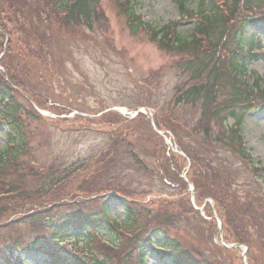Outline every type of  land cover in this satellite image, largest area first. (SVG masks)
I'll return each mask as SVG.
<instances>
[{"label": "trees", "instance_id": "trees-1", "mask_svg": "<svg viewBox=\"0 0 264 264\" xmlns=\"http://www.w3.org/2000/svg\"><path fill=\"white\" fill-rule=\"evenodd\" d=\"M113 2L132 32L144 27L150 41L174 56V74L185 75L181 87L174 86L176 93L169 109L179 104L191 106L193 111L200 109V117L193 126L188 119L184 127L168 119L166 127L179 150L190 160L186 176L194 185L196 202L212 198L222 220L224 239L246 244L250 264H258V246L264 258V190L255 178L262 175L264 168L255 166L251 160L240 130L225 126L223 119L231 116L239 126L248 111H264V90L260 89L259 80L250 84L242 76L245 66L256 56L255 36H245L243 29L256 23L264 28V17L250 22L241 16L242 7L260 9L264 0H227L226 11L215 7L211 0H199L196 25L187 35L180 32L178 22L156 27L145 25L135 17L131 4ZM178 6L186 16H191L184 0H178ZM100 8V0H0V53H3L0 64L4 68L0 71V124L9 125V147L0 151V262L23 264L19 257H14L15 251L36 249L48 264H143V245L149 241L146 234L160 229L161 257L170 258L172 264H207L197 248L170 230L177 220L188 221L186 213L197 214L189 204L187 184L180 176L186 163L180 155L165 157L164 153L160 155L162 146L157 150L158 164L149 173L160 183L176 189L177 196L174 200L157 198L147 203L137 202L122 188L108 189L113 193H108V197L103 191L105 195L94 191V178L76 181L73 173L79 168L61 170L55 162L47 167L42 163L30 164L37 161L31 157L33 153L42 144L47 145L44 140L42 144L32 142L42 132L28 129L26 124L27 116L32 121H41L42 117L29 101L34 102L33 91L38 88L31 81L38 79L35 61L43 64V73L50 75L60 64L52 43L56 41L61 51L68 33L75 31L72 27L87 23L86 27L92 29L95 21L103 24ZM199 34L205 38H199ZM223 50L231 54L228 68L221 58ZM56 61L58 65L54 64ZM43 89L47 95L48 88ZM103 117H108V126L112 117L124 123L131 121L114 112L104 113ZM103 117L99 120L107 123ZM155 122L158 128L162 127L156 116ZM109 134L114 138L106 153L108 157L95 171L96 176L114 170L116 157L124 149L135 154L133 138L126 137L123 141L125 137L117 130ZM151 134L158 135L153 129ZM133 158L147 169L138 156ZM241 177L250 187L239 188L236 181ZM111 198L121 200L125 206L122 223L108 220ZM205 211L212 215L208 204ZM199 220L212 234L214 220L200 216ZM107 229L113 234L108 243L99 238L101 243L91 233ZM83 233H88L86 254L81 258L65 255L60 243L76 234L79 239Z\"/></svg>", "mask_w": 264, "mask_h": 264}, {"label": "rangeland", "instance_id": "rangeland-1", "mask_svg": "<svg viewBox=\"0 0 264 264\" xmlns=\"http://www.w3.org/2000/svg\"><path fill=\"white\" fill-rule=\"evenodd\" d=\"M130 1L135 6L136 17L145 23L154 25L176 21L179 22V30L184 35L189 34L196 25L197 19L193 16L187 18L185 13L179 9L178 0ZM184 1L186 8L192 10L195 9L199 0ZM219 1L215 0V2ZM100 3L103 9L100 8V11L104 15V18L100 17L103 24L95 21L97 25L93 24L92 29L86 27L89 26L87 23L72 27L75 31L68 33L69 36L64 41V49L61 51H59L56 41L54 44L52 43L51 48L60 63L58 68L52 69L53 72L48 75V73H43V64L38 65L35 61L38 79L31 78V81L38 88L33 91L34 101L39 103L38 106L43 109L42 113L45 116L57 120L47 121L40 116L41 121H32L28 119V116L26 117L28 129L42 132L41 136L35 137L31 141L35 144H42L41 140H44L48 145L43 147L42 144L31 157L39 160V163H45L53 158L58 165L62 164L63 166H71L72 161L75 160L77 165L97 157L111 140L109 133L117 130L125 137L123 141L126 140V137L133 138V147L139 152L137 156L147 169L145 170L141 164H137L133 156L124 149V153L118 154L116 157L114 171L110 170L109 174L94 178L96 181L94 190L104 194L103 192L108 189L122 188L130 196H134L133 198H140L142 194L146 195L147 193L142 192L144 190L172 193L174 189L160 183L149 173L153 171V165L158 164L155 154L160 150V146H162L160 155L164 153V156L167 157L164 144L167 142L163 140V136L151 134L152 127L147 118L142 115H138L126 123L112 117L111 125L108 127V117H103L104 113L102 115L101 112L108 107H125L128 110L141 108L146 110L148 116H151L150 114L155 111L162 128L167 130L168 119L179 127H184L189 119L193 122L190 123V126H193L200 117V109L193 111L191 106L184 107L182 104L169 109L173 105L172 100L176 93L174 86L178 85L180 88L185 78L183 73L178 76L172 71L175 62L174 56L150 41L149 35L142 28L137 33H133L126 22V17L119 13L113 0H100ZM258 14H260L259 11ZM252 33L261 39V43L256 49L259 52H264L263 29L259 25L247 26L244 29V34ZM248 70L262 79L261 87H264V54L252 60L247 67ZM43 87L48 88L47 95ZM217 99L221 100L220 97ZM72 109L83 114L84 118H81L82 120L79 122L81 125H78L82 126L80 130L75 131L71 128L76 126L72 125L74 122L70 119H58V117L68 115L69 113H65V111ZM102 117L107 122H104V125L98 121ZM211 119L214 121V117ZM58 120L61 121L55 123ZM224 122L232 124L233 120L227 118ZM240 131L249 154L254 158V163L261 162L264 166V112L251 110L247 113L240 125ZM6 132V126L0 125V149L5 144ZM177 132L182 134L180 129H177ZM227 166L229 165L227 164ZM94 175L93 172L78 175L76 181L92 180ZM256 179L264 189V173ZM238 180L236 184L239 185V188L250 187L244 177ZM106 194L109 195L108 192ZM167 197L169 199L174 196ZM123 209L122 202L112 199L109 219L121 222ZM186 215L188 221L181 218L170 227L173 234H178L187 241L189 246L197 248L200 256L207 259L209 264L216 262L219 264H241V250H231V254H227L223 249H218L215 246L208 248V245L214 244L212 234H209V227L200 222L196 214L189 212ZM91 232L106 241L113 237L112 232H108V229ZM77 235L61 243L63 253L72 258L81 257L85 253L88 234L83 233L78 240L75 239ZM149 236L156 244L146 246L145 264H168V261L160 259L157 254V246L161 244L160 231L151 232ZM96 239L102 243L98 237ZM207 240L209 244H205ZM257 250L258 264H264L262 249L258 246ZM17 255L23 264H43V254L37 250H19Z\"/></svg>", "mask_w": 264, "mask_h": 264}]
</instances>
